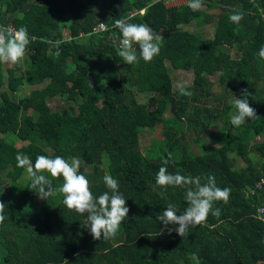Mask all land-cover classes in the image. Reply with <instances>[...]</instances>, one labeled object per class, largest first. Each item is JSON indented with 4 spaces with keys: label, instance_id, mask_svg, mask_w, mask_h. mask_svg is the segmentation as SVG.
<instances>
[{
    "label": "trees",
    "instance_id": "16d2710c",
    "mask_svg": "<svg viewBox=\"0 0 264 264\" xmlns=\"http://www.w3.org/2000/svg\"><path fill=\"white\" fill-rule=\"evenodd\" d=\"M200 3L218 11L209 40L185 29L204 16L187 1L165 6L160 0H0V34L23 25L31 38L24 70L5 75L0 66V89H5L0 91V201L8 212L0 222V264H194L193 252L200 264H264V213L257 215L264 205V143L256 141L264 137V0ZM236 11L242 13L238 22L229 19ZM121 18L145 23L162 36L150 61L127 64L118 56L111 43L120 39L114 21ZM213 43L215 54L207 46ZM168 62L192 71L188 94L174 91ZM105 63L117 69L116 76ZM214 74L222 92L211 95L208 77ZM24 85L32 87L27 96L13 99ZM244 92L255 118L234 126L233 95ZM137 95L145 101L138 102ZM49 98L61 100L63 109L52 110ZM166 112L169 117L160 124L170 141L168 152L154 147L142 153L141 133L151 132L155 115ZM215 119L223 121L224 132L209 134L212 140L205 145ZM181 120L197 149L181 146L176 159L171 152L183 131ZM31 133L47 150L32 142L16 147L5 139L12 134L26 142ZM18 153L32 162L38 155L80 157L87 171L78 170L94 196L108 190L103 177L113 176L129 209L119 229L93 239L81 214L64 205L58 191L62 177L44 170L36 171L49 178L54 191L41 199L37 214L33 201L39 194L29 187L31 177L23 179L26 166L17 165ZM162 165L169 172L199 175L202 183L211 174L217 186L229 187L227 203L214 202L219 216L210 212L206 223L189 227L186 236L161 230L155 216L168 203L181 211L186 207L182 187L155 185Z\"/></svg>",
    "mask_w": 264,
    "mask_h": 264
},
{
    "label": "clouds",
    "instance_id": "9594fccd",
    "mask_svg": "<svg viewBox=\"0 0 264 264\" xmlns=\"http://www.w3.org/2000/svg\"><path fill=\"white\" fill-rule=\"evenodd\" d=\"M186 3V1H184ZM187 6L195 11L201 6L200 0H187ZM242 18V13L236 11L230 13L229 19L238 22ZM114 24L119 29L120 39L117 41V54L127 64L137 62L142 58L145 62L150 61L159 53L162 36L154 33L145 23H131L121 18L116 19ZM25 26L21 25L14 29L7 36L0 34V62L15 63L25 56L26 46L30 42ZM59 41H57V44ZM134 45H138L139 54ZM55 55H59L57 48ZM260 54L264 56V48ZM91 86V84H90ZM182 94H188L181 87ZM248 92L242 93L238 98L233 95L235 111L230 118V123L240 126L246 119L255 118L254 109L249 104ZM18 166H26V171L31 177L29 187L35 189L39 198H47L54 189L51 187L49 178L36 170H44L51 177H62L58 191L63 194V203L68 209H73L81 214L84 219L82 226L86 227L93 239H101L114 234L120 227L121 222L126 218L129 211L124 195L119 191L118 181L106 174L103 182L108 189L98 196H94L89 188L88 178L78 169L84 163L80 157L73 156L68 159L60 155L50 157L38 155L32 162L27 155L17 154ZM201 176L182 174L180 172H169L165 166H160L156 172L155 185L164 189L166 187H182L184 189L183 199L186 207L181 211L180 206L168 203L163 211L155 216V220L160 222L161 230L167 227L169 231L174 230L179 236H186L189 227L206 223V218L211 212L214 216H219L220 209L214 207L215 201L227 203L230 194L229 187H219L215 177L208 174L201 182ZM87 213L86 216L82 214ZM8 219L6 204L0 201V222ZM174 226V229L169 226ZM194 264H200L198 255L193 252L189 254ZM183 264V261H179Z\"/></svg>",
    "mask_w": 264,
    "mask_h": 264
},
{
    "label": "rangeland",
    "instance_id": "374dc122",
    "mask_svg": "<svg viewBox=\"0 0 264 264\" xmlns=\"http://www.w3.org/2000/svg\"><path fill=\"white\" fill-rule=\"evenodd\" d=\"M203 7V5L200 6V8ZM65 19V22L68 20L67 17L66 18H62V20ZM210 52L215 54V51H217V45H215L214 43L211 45H207ZM211 46V47H210ZM236 51L233 49L230 51V53L235 56ZM28 65L27 62V58L26 55L19 61L15 62V63H11V62H0V66L2 67V70L4 72V74H14L18 75L22 70H24ZM105 66L107 68V70L109 71V75L110 74H114V76H116L117 74L114 73V71H116L117 69L115 67H113L111 64L105 63ZM167 67L169 68V74L170 77L172 79L173 82V89L174 91L177 90L178 92L181 93L180 88L183 87L184 90L188 89L189 91L191 90V88H193L192 86V82H193V73L192 71H185L182 70L179 66L177 67H173L170 66L169 62L167 63ZM115 69V70H114ZM116 74V75H115ZM120 78H122V75L120 74ZM208 82L210 85V93L211 95H216L219 94L220 92H222V87L219 85L218 81H217V75L214 74L212 76L208 77ZM32 89V87H29L27 85H24L22 87H18L17 90L11 94V97L15 100H18L20 98H23L25 96H27V94L30 92V90ZM5 90L4 88H1L0 91ZM189 94H191V92H189ZM146 98V96L144 95H137V100L140 103H143V100ZM209 99H207V102L205 104L208 103ZM145 101V100H144ZM48 105L50 106V108L52 110H62L63 109V102L61 100H59L58 98H49L47 100ZM198 105H200L198 103ZM29 113V112H28ZM29 115V114H28ZM169 117V113H164L162 115H155V119H156V124L154 129L151 132L145 131L141 133V138H140V151L142 153L144 152H148L149 150L153 149L154 147L161 153H165V151L168 152L167 150V144L170 143V141H167V139L162 136V129H161V121H163V119ZM223 121H220L219 119H215L212 120L209 128L207 130V133L204 136V144L207 145L210 143V140H212V138L209 136V134H220L222 135L224 132V127L225 124L223 125ZM180 127L181 129L184 131H181L180 133L177 134L178 137V143L174 144V148L175 150L171 152V156L172 157H176V159H178L177 157L180 154V148L181 146H186L187 151H190L191 149L193 151H195L197 149L196 144H194V142L192 141L194 138V135L190 132H186L185 131V121L181 120L180 122ZM5 139L8 143H11L12 145L16 146V147H20L28 142H32L35 143L37 145H39L40 147L45 148L44 143L42 142V140H40L34 133H31L27 139L26 142H21L19 141L17 138H15V136H13L12 134L10 135H6ZM256 141H260L264 143V137H260V139H256ZM47 150V149H46ZM80 168L82 169V171H87V167L83 164H81ZM23 179H25V177H28L27 171H25L24 175H23ZM42 198H39L38 196L34 199L33 201V205L36 209L37 214H41V209L39 207L40 202H41Z\"/></svg>",
    "mask_w": 264,
    "mask_h": 264
},
{
    "label": "crops",
    "instance_id": "0c3cea01",
    "mask_svg": "<svg viewBox=\"0 0 264 264\" xmlns=\"http://www.w3.org/2000/svg\"><path fill=\"white\" fill-rule=\"evenodd\" d=\"M185 2L178 0L173 3V5H184ZM204 12L203 19H200L198 24H195V22H192L189 24L185 29H187L190 32L193 33H200L201 36L204 38V40H209L214 37V28H215V21H216V14H217V8L214 6V8L209 6L201 7Z\"/></svg>",
    "mask_w": 264,
    "mask_h": 264
},
{
    "label": "built area",
    "instance_id": "2783aa9c",
    "mask_svg": "<svg viewBox=\"0 0 264 264\" xmlns=\"http://www.w3.org/2000/svg\"><path fill=\"white\" fill-rule=\"evenodd\" d=\"M160 1H162V2L165 4V6H173V3L176 2V1H178V0H160ZM181 1H187V0H181ZM140 12H142V11H140ZM98 28H99L100 30H103V29H104V26H103L102 24H100V25L98 26ZM6 30H7V34H10V33L13 31V29H12L11 27H7ZM95 31H96V30L93 29V32H95ZM257 187L259 188V186H257ZM262 213H264V205L261 206V207H259V208L257 209V215H258L259 217L262 216V215H261ZM262 219H264V218H262Z\"/></svg>",
    "mask_w": 264,
    "mask_h": 264
},
{
    "label": "water",
    "instance_id": "95a60500",
    "mask_svg": "<svg viewBox=\"0 0 264 264\" xmlns=\"http://www.w3.org/2000/svg\"><path fill=\"white\" fill-rule=\"evenodd\" d=\"M111 44L116 45L117 42H112ZM138 50V47H135ZM139 51V50H138Z\"/></svg>",
    "mask_w": 264,
    "mask_h": 264
}]
</instances>
